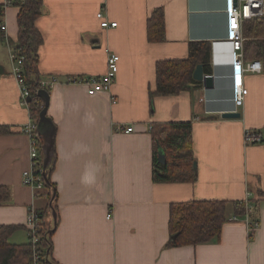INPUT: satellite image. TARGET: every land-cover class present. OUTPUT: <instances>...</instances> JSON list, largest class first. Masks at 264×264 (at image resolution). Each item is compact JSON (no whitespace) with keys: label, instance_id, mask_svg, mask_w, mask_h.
Instances as JSON below:
<instances>
[{"label":"crops","instance_id":"1","mask_svg":"<svg viewBox=\"0 0 264 264\" xmlns=\"http://www.w3.org/2000/svg\"><path fill=\"white\" fill-rule=\"evenodd\" d=\"M4 0H0V6ZM225 0H42L36 28L41 79L56 77L48 91L46 116L55 126L50 183L29 188L22 172L30 168V142L21 128L28 108L12 76L9 45L18 40L19 7L0 14V225L18 226L8 242L28 243L29 209L52 228L50 260L55 264H264V73L244 75L248 95L234 109L231 44L226 39ZM163 13L165 40H147V22ZM101 12L116 27L103 29ZM210 45L208 63L216 89L200 84L174 96H153L156 64L185 60L190 43ZM106 50L119 56L108 93L88 95L69 79L101 76ZM239 117L224 118L223 115ZM191 122L196 162L193 183L152 181L155 124ZM133 132L124 134L123 130ZM260 138L245 142V133ZM158 154V153H157ZM158 157V155H157ZM56 196L51 210V194ZM250 202L249 220L258 227L249 238L235 204ZM225 201L228 220L218 242L168 246L172 204ZM109 217V218H108Z\"/></svg>","mask_w":264,"mask_h":264},{"label":"trees","instance_id":"2","mask_svg":"<svg viewBox=\"0 0 264 264\" xmlns=\"http://www.w3.org/2000/svg\"><path fill=\"white\" fill-rule=\"evenodd\" d=\"M19 7L17 16L18 40L11 44L14 52L23 57V75L30 92L29 113L38 123L39 114L43 109V100L38 97L40 91L38 81V50L42 45V36L36 28V20L42 14V0H21L14 3ZM244 61H260L264 73V19L258 18L246 21L242 25ZM147 40L150 43H161L165 40V27L162 11L156 10L147 22ZM211 48L208 43H190L188 57L185 60H165L156 64V86L153 96H174L191 88L199 87L200 83L192 78L198 65L203 71L210 74L208 63ZM49 91V90H48ZM47 91V92H48ZM55 129L54 124L52 123ZM153 141L152 152V181L154 183H193L196 181V170L193 169L194 154L192 145L191 122H176L155 124L151 129ZM41 145V160L44 146L42 136L39 137ZM264 143V139L262 140ZM158 147L164 151L165 163L157 161ZM55 154L53 151L52 163L47 169L49 190L54 192V185L50 183V174L54 167ZM43 171L42 162L40 163ZM41 171V177H42ZM43 180V177H42ZM55 194V193H54ZM6 188L0 186V204L8 199ZM260 197L264 195L260 192ZM52 197V194H51ZM54 199L50 198L51 209L54 211ZM249 204V200L247 201ZM225 201H191L172 204L169 211L168 231L170 241L168 246H197L218 242L223 225L230 220L226 217ZM251 206V204H250ZM235 216L243 218L245 203L235 204ZM44 219L42 213H40ZM18 226L0 225V264H31L30 245H11L9 237L18 230ZM43 234L46 236V264H55L50 260V238L52 228L43 225ZM176 236L172 239V236ZM252 234L249 235L251 238Z\"/></svg>","mask_w":264,"mask_h":264},{"label":"built area","instance_id":"3","mask_svg":"<svg viewBox=\"0 0 264 264\" xmlns=\"http://www.w3.org/2000/svg\"><path fill=\"white\" fill-rule=\"evenodd\" d=\"M16 1L21 0H4L0 6V14L10 5H14ZM226 39L231 44V100L234 109L243 106L244 99L248 95V90L244 86V75L246 73L261 74L262 63L260 61H244L242 25L246 21H252L258 18L264 19V0H225L224 7ZM100 22V27L103 29L114 28L116 23L108 22L103 14L99 12L96 15ZM0 31H5V26H0ZM9 55L12 62V76L15 78L20 92V102L26 106L29 111L30 92L27 82L23 75V57L18 56L14 49L9 45ZM119 56L110 50H106V70L101 76L90 77L85 79H69L68 82L81 84L85 87L88 95L110 92L117 73H118ZM58 84L56 77L47 79H39L38 86L40 90L48 91L53 86ZM22 134L28 137L30 142L29 160L30 168L22 172V184L29 188L41 189L44 187V182L41 177V145L37 134V123L30 114V120L22 126ZM133 132L132 128L123 130L124 134ZM259 142L258 136L252 135L250 132L245 133V142ZM250 204L245 202V214L243 219L247 223L248 232L251 234L258 227V223L249 220ZM109 218V217H108ZM230 220H237V217H232ZM44 221L42 216L35 209H29L26 218V231L28 235V244L31 249V264H46V248L44 243L46 236L43 234Z\"/></svg>","mask_w":264,"mask_h":264},{"label":"water","instance_id":"4","mask_svg":"<svg viewBox=\"0 0 264 264\" xmlns=\"http://www.w3.org/2000/svg\"><path fill=\"white\" fill-rule=\"evenodd\" d=\"M2 73V70L0 68V74ZM192 78L194 81L200 83L202 85V87L204 88V90L206 91H214L216 89V85H215V79L212 75L210 74H206L203 71V66L202 65H198L193 74H192ZM38 97L41 98L43 100V109L39 114V119H38V123H37V134L38 136H42L43 142H44V146L42 148L43 151V155H42V167H43V171H42V177H43V182L44 185L48 186V179H47V169L48 167L51 165L52 163V155H53V151H54V136H55V129L52 126V121L46 116V111L48 108V92L45 90H40L38 92ZM28 101H30L28 99ZM222 117L224 118H234V117H239L238 114H228V115H223ZM157 161L160 164H164L165 163V156H164V151L161 149V147H158L157 150ZM193 169L196 170V162H193ZM55 194H52V199H54ZM52 210V209H51ZM52 214H53V218L55 220V214L54 211L52 210ZM175 235L172 236V239H175ZM50 252V249H48V253Z\"/></svg>","mask_w":264,"mask_h":264}]
</instances>
